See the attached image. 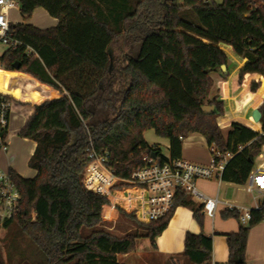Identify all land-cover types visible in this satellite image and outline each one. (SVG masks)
I'll list each match as a JSON object with an SVG mask.
<instances>
[{
  "label": "trees",
  "instance_id": "trees-1",
  "mask_svg": "<svg viewBox=\"0 0 264 264\" xmlns=\"http://www.w3.org/2000/svg\"><path fill=\"white\" fill-rule=\"evenodd\" d=\"M16 1L25 20L42 7L59 23L47 29L12 23L14 37L39 56L27 55L24 45L0 57L7 70H15L19 62L18 71L37 85L33 95L0 92L11 102L12 112L24 117L17 131L2 130V139L16 133L36 142L29 161L36 176L24 178L9 170L22 196L19 213L2 224L14 234L8 237L9 262L18 250L11 243L21 233L36 247L32 264H124L119 255L136 250L140 238H149L156 248V238L178 206L190 208L203 225V204L179 189L166 217L145 223L135 212L119 208L120 219L137 229L111 230L112 223L103 219L108 196L84 183L89 150L108 156V167L119 178L129 179L145 154L156 152L162 160L182 158L184 139L200 133L212 154H234L222 180L247 183L264 138L238 122L226 135L217 120L226 116L224 100L206 99L214 85L212 73L229 77L232 55L240 66L238 84L257 94L264 126V7L255 10L257 0ZM190 12L197 24L186 18ZM122 37L132 43L131 52L115 59L113 50ZM204 106L215 111L207 112ZM151 129L169 140V157L145 139ZM124 186L127 183L120 182L114 189ZM118 195L111 197L117 201ZM262 206L251 210L247 225L237 209L223 212L224 218L240 222L238 232L227 234V264H248V236L264 220V199ZM212 254L211 237L186 234L188 259L208 264ZM0 264H7L1 254Z\"/></svg>",
  "mask_w": 264,
  "mask_h": 264
},
{
  "label": "crops",
  "instance_id": "crops-1",
  "mask_svg": "<svg viewBox=\"0 0 264 264\" xmlns=\"http://www.w3.org/2000/svg\"><path fill=\"white\" fill-rule=\"evenodd\" d=\"M8 16L12 23L26 22L42 29L55 27L59 23L58 18L51 16L49 12L42 7L37 8L28 20L24 19L20 13L19 7L10 9ZM231 58L232 55L230 59ZM229 65L231 66L230 62ZM229 65V73L230 71H236L229 69ZM239 70H237L236 76L231 77L229 74L230 80L222 77L218 72L212 73L214 79L212 91L213 89H217L218 96L222 91L227 95L225 96L227 108H229L228 98L230 96L228 90L238 86L237 78L239 76ZM18 72L20 76L17 79H14L12 85L7 86L5 88L6 90L0 88V92H11L16 96L21 97L26 91H29L30 94L33 95V89L37 88L36 83L33 80L28 79L24 73L20 71ZM0 76H3L2 71H0ZM224 89H226V92H224ZM37 95L42 96L40 93H35V96ZM238 101H240V99ZM229 119H231L229 116L228 119L219 117L218 120L222 129V123L224 120H227L231 125L233 122H236ZM23 123L24 117L17 112H12L8 129L15 132L23 125ZM254 123L252 126H245L251 128ZM166 145L168 148L170 147L169 140H167ZM1 149L0 170L9 172L10 169H14L24 178H34L36 176L37 171L29 165L30 158L36 149L35 141L14 133L6 141V148ZM169 156L170 153L166 157ZM182 158L203 165H209L211 163V149L202 134L193 133L184 139ZM119 183L120 182H118L117 185ZM238 186H240V184L223 180L220 182L218 179H199L197 181L199 191L210 197H218L220 200L215 216L210 218L204 215L203 225H200L194 218L193 211L190 208L178 206L175 209L167 228L156 238V248L153 247L149 238L142 237L137 242L136 250L120 254L119 260L124 264H197L184 255L186 234L192 232L195 234L204 233L206 236L212 238V261L208 264H227L229 259L227 234L238 232L240 227V222L236 218L223 217V212L228 209L227 204L231 203L238 207L253 209L256 208L258 204H262L264 199V194L262 193H259L261 195L260 201L257 200L258 198L254 193H250L252 194V198H250L249 195L242 193L244 190L240 189ZM246 192L249 193L247 190ZM111 194L121 195H118L119 200L116 201L112 199ZM108 198L110 204L104 206L103 219L112 223V227H110L111 230L122 233L124 229L117 228V224L121 220L119 208L131 213L135 211L134 209L138 203L134 202L133 193H129L126 188L111 190L108 194ZM196 201L199 204H203L200 200ZM107 208H109L108 211ZM105 213H107V215H105ZM246 260L248 264H264V220L250 229Z\"/></svg>",
  "mask_w": 264,
  "mask_h": 264
},
{
  "label": "built area",
  "instance_id": "built-area-1",
  "mask_svg": "<svg viewBox=\"0 0 264 264\" xmlns=\"http://www.w3.org/2000/svg\"><path fill=\"white\" fill-rule=\"evenodd\" d=\"M219 1V0H218ZM222 1V0H221ZM16 0H0V57L9 49H17L25 44L15 38L11 30L12 22L8 12L12 8H18ZM254 9L264 7V0L254 2ZM26 46L27 55L39 56L37 51L29 45ZM1 65V62H0ZM11 102L0 95V147L6 148V141L1 137V131L8 129L12 114ZM258 137L264 138V126L262 120L254 123L251 127ZM90 151L91 162L84 174L86 186L98 193L107 195L118 182L127 183V190L135 191L134 199L140 200L143 209L136 211V215H143L147 223L158 221L166 217L175 207V195L181 189L190 193L203 203V214L213 218L217 212L220 200L218 197H210L201 193L197 187L199 179H218L222 181L224 169L234 154L222 153L214 150L211 163L203 165L187 161L183 158L162 160L158 155L151 154L143 156V164L133 169L131 178H119L115 172L108 167V156L100 154L95 150ZM262 162L254 167L248 178L246 190L249 193L264 194V153L259 154ZM139 192V194H138ZM22 199L21 192L10 173L0 170V224L13 219L19 213V204ZM228 209H237L240 212V220L247 225L252 219V209L238 207L231 203ZM263 207L258 204L256 209ZM33 216L35 214L33 213Z\"/></svg>",
  "mask_w": 264,
  "mask_h": 264
},
{
  "label": "rangeland",
  "instance_id": "rangeland-1",
  "mask_svg": "<svg viewBox=\"0 0 264 264\" xmlns=\"http://www.w3.org/2000/svg\"><path fill=\"white\" fill-rule=\"evenodd\" d=\"M221 0H219L220 2ZM177 2L179 4L184 3V0H177ZM134 5V2H133ZM186 18L188 20H191L194 23H198L197 17L193 14V13H188L185 15ZM131 47H132V43L130 41H125L124 38H120V40L118 41V44L115 45L114 47V54H115V59H119L121 52L128 54L131 52ZM231 57V56H230ZM230 68L231 70H236V71H230V76H236L237 74V70H239V64L237 62V60L232 56V58L230 59ZM0 71H2L3 76H0V88L2 90H6L5 88L7 86H11L14 79H17L20 74L18 71L16 70H7L5 69V67L1 64L0 65ZM228 80H230V77H227ZM232 80V79H231ZM237 84H238V78H237ZM214 86V85H213ZM224 92H226V89H224ZM228 94L230 95L228 98V105L229 108H227V102L225 99V96H227L225 93H223V91L219 94L218 96V90L217 89H213V91L211 90L210 95L208 96V98L206 99V102H209V100L214 99L215 97H219V99L224 100V105H225V109H226V116L222 117V118H226L229 120H233L239 123H242L244 125H251L254 123L253 118H252V114L253 111L255 109H258V105L257 101V94L250 92L247 88L242 87L238 84V86H236L235 88H230L228 90ZM240 99V101H238ZM228 112V113H227ZM219 117L217 118V120L219 119ZM219 122V120H218ZM222 127H223V132L227 135L228 132L231 129V124L227 122V120H224L222 123ZM147 141L152 145V146H157L158 149L161 150V153L164 155H169L170 150L166 145L167 139L162 138L160 136H158L154 130H148L144 133ZM0 150L1 147H0ZM262 152L264 153V147L262 149ZM262 162L261 159H259L258 156L255 157L254 159V167H258V165ZM240 189L244 190L242 193H245L246 195H249L250 198H252V194L247 193L246 192V185H240L238 186ZM123 188H129V186H124ZM129 193H133V196H136L135 191H131L128 189ZM254 194L257 196V200L260 201L261 200V195L258 192H254ZM195 200H199L196 197H193ZM134 202L138 203L136 206V211H141L143 209V207L141 206V201L134 199ZM134 209V210H135ZM137 218L139 221L145 222L146 221L143 220V215H137ZM14 225L11 226V229L13 228ZM131 227L132 229H137L135 224H131L129 221L121 219L120 222H118L117 227L120 229L122 227ZM126 228V227H125ZM139 228V227H138ZM129 229V228H126ZM140 231H142V228H139ZM9 236H13L14 234L11 232L9 233L8 229L3 228V225L0 224V254L3 256V258L5 259L7 264H32V259H33V255L34 252L36 253V247L33 245V243L31 242L30 238L24 234L21 233V235H19V237H16L14 241V243H11V245H14L15 247H17V252L14 253V261L11 260L9 262V256H10V250L8 245H10V239H8Z\"/></svg>",
  "mask_w": 264,
  "mask_h": 264
},
{
  "label": "water",
  "instance_id": "water-1",
  "mask_svg": "<svg viewBox=\"0 0 264 264\" xmlns=\"http://www.w3.org/2000/svg\"><path fill=\"white\" fill-rule=\"evenodd\" d=\"M21 67V64L19 62H16L14 63V68L15 70H19ZM203 109L207 112H212V111H215V108L213 106H204ZM252 118H253V121L256 123V122H259L262 118V113L260 112L259 109H255L253 111V114H252ZM153 156L156 157L157 156V153L154 152L153 153Z\"/></svg>",
  "mask_w": 264,
  "mask_h": 264
},
{
  "label": "bare ground",
  "instance_id": "bare-ground-1",
  "mask_svg": "<svg viewBox=\"0 0 264 264\" xmlns=\"http://www.w3.org/2000/svg\"><path fill=\"white\" fill-rule=\"evenodd\" d=\"M138 194H139V192H138Z\"/></svg>",
  "mask_w": 264,
  "mask_h": 264
}]
</instances>
